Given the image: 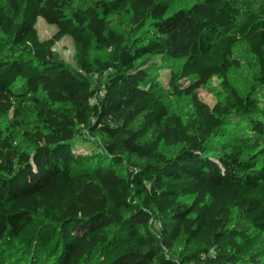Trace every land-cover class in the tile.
Wrapping results in <instances>:
<instances>
[{"label": "trees", "instance_id": "1", "mask_svg": "<svg viewBox=\"0 0 264 264\" xmlns=\"http://www.w3.org/2000/svg\"><path fill=\"white\" fill-rule=\"evenodd\" d=\"M259 91L264 0H0V264H264Z\"/></svg>", "mask_w": 264, "mask_h": 264}, {"label": "rangeland", "instance_id": "2", "mask_svg": "<svg viewBox=\"0 0 264 264\" xmlns=\"http://www.w3.org/2000/svg\"><path fill=\"white\" fill-rule=\"evenodd\" d=\"M39 32L42 38L49 37L55 32V27L47 25L43 18L39 19L38 22ZM56 50L59 52V55L66 59L67 61L75 64V50L72 40L69 37H65L56 45ZM157 74H161L162 81L164 84H167L168 77V69L167 68H159L156 69ZM254 70L251 68H244L234 72L231 75L232 80L237 83L240 87L246 88L253 81ZM220 91V81L218 79H214L208 86L200 89L201 97L208 102L209 104H214L218 97V93ZM260 97L264 96V92L258 93ZM264 99V97L262 98ZM264 102V101H263ZM241 133H245L247 136L252 135V131L246 130H238Z\"/></svg>", "mask_w": 264, "mask_h": 264}]
</instances>
